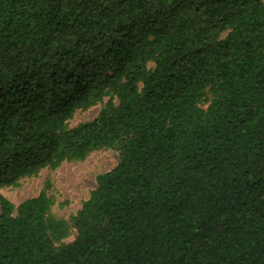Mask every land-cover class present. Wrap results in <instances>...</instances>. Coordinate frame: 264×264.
Returning <instances> with one entry per match:
<instances>
[{"label":"trees","instance_id":"obj_1","mask_svg":"<svg viewBox=\"0 0 264 264\" xmlns=\"http://www.w3.org/2000/svg\"><path fill=\"white\" fill-rule=\"evenodd\" d=\"M101 149L68 222L0 195V264H264V0H0V190Z\"/></svg>","mask_w":264,"mask_h":264},{"label":"rangeland","instance_id":"obj_2","mask_svg":"<svg viewBox=\"0 0 264 264\" xmlns=\"http://www.w3.org/2000/svg\"><path fill=\"white\" fill-rule=\"evenodd\" d=\"M152 65H148L151 69ZM101 108L97 104L86 111L76 112L69 122L75 127L80 123L91 121ZM118 162V154L112 150H96L82 161H64L57 168H45L36 175L22 178L15 188H4L0 195L17 206L22 201L33 198L47 186V195L54 201L49 210V216L68 222L76 214L82 203L95 188V178L112 170ZM75 231L68 225V237L63 242L74 239Z\"/></svg>","mask_w":264,"mask_h":264}]
</instances>
